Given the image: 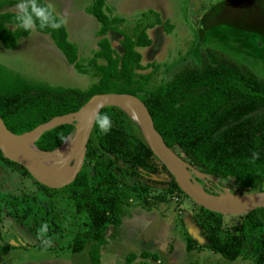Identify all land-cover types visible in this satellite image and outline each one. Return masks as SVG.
I'll return each mask as SVG.
<instances>
[{"label":"trees","instance_id":"1","mask_svg":"<svg viewBox=\"0 0 264 264\" xmlns=\"http://www.w3.org/2000/svg\"><path fill=\"white\" fill-rule=\"evenodd\" d=\"M246 1L252 3L254 10H264V0ZM4 2L0 1V5ZM103 4L104 0H91L86 7L99 23L98 49L85 61L97 80L85 89L51 85L28 80L0 65V117L5 126L15 134L28 132L53 116L77 111L94 93L128 92L141 99L164 143L173 149L176 147L178 151H174L191 167L215 180L233 182L245 191L264 190V74L257 75L222 50L204 45L198 48L196 60L183 63L165 82L137 94L132 85L136 70L144 66L136 47L151 43L145 29L152 24L140 27L136 23L130 33L123 32L118 28L121 18L108 16ZM210 11L214 9H206L198 20L206 18ZM16 14L0 11V43L5 48L14 47L17 39L29 32L16 22ZM154 15L152 23L160 24L168 32L170 23L161 21L157 13ZM261 20L263 25L264 15ZM262 25L247 29L256 28L263 36ZM35 30L48 34L66 61L78 71L86 72L77 60L75 46L66 38L64 26L54 30L37 24ZM107 31L120 35V52L110 45ZM98 58L102 61L98 62ZM149 77V72L141 74L139 83L144 85ZM99 112L111 117L112 128L107 134H101L93 123L81 168L72 181L62 186L74 210L84 215L85 229L73 237L70 249L80 251L89 237L93 241L88 249L91 264L98 263L100 247L107 239L118 235L123 202L117 188L123 178L135 181L142 178L160 186L156 202L165 191L187 197L152 154L135 121L113 105L102 107ZM72 128V122L54 125L41 132L33 144L39 150L50 151L62 142L60 136L66 137ZM254 154L258 155L254 157ZM0 160L28 175L23 166L3 157L1 151ZM35 182L42 190L55 189ZM236 217L235 222L224 225L223 214L192 201L185 222L193 234L186 230L184 249L203 247L227 259L244 257L247 250L252 264H264V231L254 234L257 226L264 230V207ZM138 255L153 261L158 258L156 253L147 250ZM136 256L135 252L128 251L122 264H131Z\"/></svg>","mask_w":264,"mask_h":264},{"label":"rangeland","instance_id":"2","mask_svg":"<svg viewBox=\"0 0 264 264\" xmlns=\"http://www.w3.org/2000/svg\"><path fill=\"white\" fill-rule=\"evenodd\" d=\"M191 1L198 0H109L108 5H103L106 14L110 13L108 10L115 9L116 13H110L113 14L111 16L120 14L124 18L120 17L118 28L128 33L136 23L140 27L147 23L155 24L152 23L155 12L147 11L149 8L160 10L161 13H157L162 18L167 13L168 16L175 15L168 32L156 24L147 30L152 43L140 48V61L144 67L136 70L132 85L137 94L165 82L183 63L196 60L198 48L204 45L222 50L257 75L264 74V35L256 32V28L247 29L262 25L264 10H254L252 3L246 0H206L203 9L196 6L190 13ZM45 2L53 4L57 14L66 19V38L75 46L80 62L87 72H91L93 80L91 74L77 73L65 66L62 59L38 41L39 32L35 29L18 38L12 48H5L0 43V65L31 81L84 89L91 80L98 78L85 65L87 59H83L90 55V44L96 45L98 38L99 24L97 26L93 16L86 11L91 0ZM3 4L11 5L8 2ZM5 5H0V9H7ZM210 7L214 11L199 21L203 10ZM115 35L111 36L113 46L116 44ZM145 72H149L150 77L142 85L139 83L140 75ZM174 150L178 151L176 147ZM193 169H188L190 181L199 183L206 193L245 191L233 182L218 181L203 173L202 177H197ZM160 176L166 177V174ZM117 191L123 202L118 235L108 238L100 247L101 261L95 264H122L128 251L137 252L143 248L155 251L159 264H252L247 250H244V257L234 259L224 258L203 247L186 252L180 245V238H184L186 230L193 232L185 222L192 207L190 198L165 191L162 199L156 202L160 186L142 178L136 181L123 178ZM0 206V264H91L88 249L93 241L89 237H86L80 251L70 249L73 237L84 230L85 225L84 215L74 210L64 188L42 190L29 174H21L0 160ZM236 219V215H224L223 224L228 225ZM44 225H47L46 238L52 241L50 247H45L38 238L39 229ZM262 231L263 228L257 226L254 234ZM113 253L116 257L110 259ZM138 257L131 264H149Z\"/></svg>","mask_w":264,"mask_h":264},{"label":"water","instance_id":"3","mask_svg":"<svg viewBox=\"0 0 264 264\" xmlns=\"http://www.w3.org/2000/svg\"><path fill=\"white\" fill-rule=\"evenodd\" d=\"M122 103L130 108L131 113L117 103ZM116 106L120 108L131 120L135 121L139 130L147 143L152 154L165 167L167 172L172 176L179 189L194 203L202 206L205 209L214 211L223 215H237L246 213L257 207H264V190H250L244 192H217L206 193L204 190L198 191L194 189L186 179H184L177 170V166L182 164L185 170L192 169L175 151L168 147L160 134L154 128L151 116L147 111L144 103L135 94L128 92H100L94 93L78 108L80 115V124L75 131L74 140V156L73 159L65 165L48 166L41 168L34 164L19 142V136L27 131L15 134L11 132L4 124L0 117V151L3 157L10 161L16 162L23 166L27 173L38 183L49 187L59 188L73 180L76 173L81 168L84 161L86 142L92 129L94 120L93 117L97 111L105 106ZM75 112L66 113L63 115H71ZM62 115H56L48 121L38 124L34 128L44 125L37 133L36 137L54 125L59 123L72 122L73 120L57 121L48 124L52 119ZM31 129V130H32ZM28 130V131H31ZM35 137V138H36ZM34 138V139H35ZM64 141V140H63ZM63 141L54 149L58 148ZM193 171H197L193 169ZM199 172V171H198ZM190 233L193 234L191 230Z\"/></svg>","mask_w":264,"mask_h":264},{"label":"clouds","instance_id":"4","mask_svg":"<svg viewBox=\"0 0 264 264\" xmlns=\"http://www.w3.org/2000/svg\"><path fill=\"white\" fill-rule=\"evenodd\" d=\"M16 22L25 31L34 30L37 24L40 28L50 27L59 30L66 23V19L59 16L53 4L41 2V0H18L16 5ZM95 125L101 134H107L112 128V119L107 113L97 111L93 117ZM60 139L67 140L63 135ZM258 154H254L256 157ZM47 237V225L39 229L38 238L45 247H50L52 241Z\"/></svg>","mask_w":264,"mask_h":264},{"label":"bare ground","instance_id":"5","mask_svg":"<svg viewBox=\"0 0 264 264\" xmlns=\"http://www.w3.org/2000/svg\"><path fill=\"white\" fill-rule=\"evenodd\" d=\"M118 105L127 109L130 113L132 112L130 108L122 103H117ZM75 112L71 115H63L57 118L52 119L48 124L57 122V121H68L73 120L74 122V130L69 133L64 140L63 143L53 151H42L33 144L34 138L36 137L37 133L44 127V125L39 126L37 128L32 129L31 131L24 132L19 136V142L22 148L25 150L27 155L29 156L30 160L36 164V166L41 168H46L48 166H56V165H65L67 162L71 161L74 156V140H75V131L80 124V113ZM132 114V113H131ZM177 170L180 175L188 181V183L196 190L202 191V187L199 183L195 181H190L188 170H185L183 165L180 164L177 166ZM194 174L197 177H202V173L198 171H194Z\"/></svg>","mask_w":264,"mask_h":264},{"label":"crops","instance_id":"6","mask_svg":"<svg viewBox=\"0 0 264 264\" xmlns=\"http://www.w3.org/2000/svg\"><path fill=\"white\" fill-rule=\"evenodd\" d=\"M3 1V0H2ZM4 1H6V2H8V4H11V5H7V9H0V11H4V10H8V11H14V12H17V10H16V5H17V3L18 2H16L15 0H4ZM44 2H45V0H43ZM205 1L206 0H198V1H191V4H190V13H191V11H193L195 8H196V6H199L200 8H202V5H203V2L205 3ZM6 2H4V3H6ZM108 3H109V0H104V4L103 5H108ZM112 3H114V1L112 2ZM5 4H1V6H4ZM5 5V6H6ZM111 6V5H110ZM203 9V8H202ZM207 9V8H206ZM205 9V10H206ZM154 10V11H153ZM153 10H152V8H149L147 11H152V12H155V13H157V12H160L161 13V11L160 10H158V9H154L153 8ZM205 10H203V12L205 11ZM110 13H116L115 12V9H110V10H108ZM110 13H108L110 16L111 15H113V14H110ZM160 13L158 14V17H159V19L161 20V21H164V20H167L168 21V23H174V21H175V15H174V17L173 16H168L169 15V13H167L166 15H164V16H166L165 18H162V16L160 15ZM107 14V15H108ZM116 16V15H115ZM62 17V16H61ZM118 17H121L120 16V14L118 15ZM93 18H94V16H93ZM123 20H124V18L123 17H121ZM94 20L96 21V24H97V26H98V21L94 18ZM170 23V24H171ZM156 25H160V24H157V23H155ZM155 24H152V25H155ZM152 25H150V26H147L146 27V33L148 34V37L149 38H151L150 37V32L149 31H147V30H149L150 28H151V26ZM161 26V25H160ZM64 28H65V25H64ZM65 31H66V28H65ZM37 32H39V31H37ZM149 32V33H148ZM115 34H117V33H115V32H113V31H107L106 32V37H107V39H108V41H109V43H110V45L112 46V48L115 50V51H118V52H120L121 51V49H122V46L120 45V43H119V38H120V35L119 34H117V38H116V44H115V46H113V44H112V40H111V36H116ZM26 36V35H25ZM22 37V36H21ZM66 37H67V32H66ZM20 38V37H19ZM36 38H38L39 40V42H42L44 45H46L49 49V51L50 52H52V53H55L56 54V56L59 58V59H62V61L64 62V65L65 66H68L71 70H75V72H77V73H86V74H91V72H81V71H78L72 64H70V63H68L67 61H66V59H65V57H64V55L62 54V52L56 47V45L54 44V43H52V40L50 39V37L48 36V34H46V33H42V32H39V34H37V37ZM98 39V38H97ZM97 39H96V45H92V44H90L91 45V48H90V52H89V56H86V58H83V59H88L89 57H91V55L98 49V46H97ZM18 40V39H17ZM33 40H34V38H33ZM151 40V39H150ZM35 41V40H34ZM17 43V42H16ZM151 43H152V41H151ZM150 43V44H151ZM4 47V46H3ZM141 47H146V46H137L136 47V49L140 52V48ZM76 54H77V60L78 61H80L81 60V58H79V56H78V53H77V51H76ZM140 55H141V52H140ZM98 59H100V58H98ZM98 59H97V61H98ZM101 61H102V59H100ZM101 61H98V62H101ZM66 63H67V65H66ZM142 64V63H141ZM91 77H92V80H93V76H92V74H91ZM32 80H34V79H32ZM92 80H91V83H92ZM46 83V82H45ZM89 85H90V83H89ZM88 85V86H89ZM61 86V85H60ZM87 86V87H88ZM86 87V88H87ZM82 89V88H81ZM85 89V88H84ZM180 241H182V244H180V245H182L183 246V248H184V240L182 239V238H180ZM142 250H147V251H149V252H154L155 253V251H151L150 249L148 250V248H143V249H140V250H138L139 252L140 251H142ZM100 251V250H99ZM131 251V250H130ZM135 252L136 254H137V256H136V258L137 259H139V257H138V253L139 252ZM171 252H173V249H171ZM170 252V253H171ZM186 252H190V250H186ZM102 252H99V261L98 262H100L101 261V258H100V254H101ZM112 254V253H111ZM115 254H116V252H115ZM118 256V255H117ZM170 256H172V255H170ZM114 257H116V255H114V253H113V255H110L109 256V258L110 259H112V258H114ZM136 258H135V260H136ZM172 258V257H171ZM170 258V259H171ZM144 260H147V262H149V264H159V259L157 258L155 261H153V260H150L149 258H143ZM116 261V260H115ZM172 264H173V262H172ZM187 264H190V262H188Z\"/></svg>","mask_w":264,"mask_h":264}]
</instances>
